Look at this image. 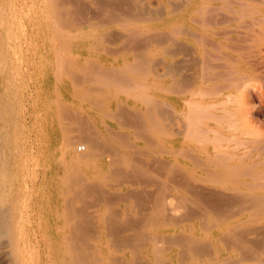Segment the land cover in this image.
I'll return each mask as SVG.
<instances>
[{"label":"bare ground","instance_id":"obj_1","mask_svg":"<svg viewBox=\"0 0 264 264\" xmlns=\"http://www.w3.org/2000/svg\"><path fill=\"white\" fill-rule=\"evenodd\" d=\"M148 1L0 0L19 264H264V0Z\"/></svg>","mask_w":264,"mask_h":264},{"label":"rangeland","instance_id":"obj_2","mask_svg":"<svg viewBox=\"0 0 264 264\" xmlns=\"http://www.w3.org/2000/svg\"><path fill=\"white\" fill-rule=\"evenodd\" d=\"M180 1V3H182L181 1L182 0H171V3L172 2H174V3H176V2H179ZM159 1L158 0H150V1H148V5L147 6H149V11H153V13L154 14H160L159 13V11L160 10H162V8H164V7H161V5H160V2L158 3ZM179 3V4H180ZM177 4V3H176ZM176 4L174 5L173 4V6H175L174 8H177L178 6H180L179 4H177V6H176ZM150 7H152V9H150ZM160 7H161V9H160ZM154 8V9H153ZM157 8H159L160 10L158 11V13H156L157 12ZM179 8V7H178ZM152 11H151V13H152ZM162 13H163V10L161 11ZM176 46V47H175ZM180 46V45H179ZM110 48H112V50L115 48V46L114 45H110L109 46ZM176 48H178V45L177 44H175V45H173V47H172V50L173 51H176ZM180 49V47L177 49V51H176V53H178V50ZM180 51H181V49H180ZM177 62L179 63V61L177 60ZM186 62V61H185ZM185 62H184V64H185ZM178 63H176V65H178ZM184 64L183 65H180L179 66V68H181V66H183L184 67ZM189 65V66H185L184 68H185V70H187L188 69V67H190L191 66V68L190 69H188L186 72H188V73H186V74H189V75H187V76H189V77H192V75H193V70L195 69V67L192 65L193 64V62H189L188 61V63H186L185 65ZM191 64V65H190ZM193 66V67H192ZM194 68V69H193ZM193 69V70H192ZM181 70H182V68H181ZM190 73L192 74L191 76H190ZM251 95H252V100H253V103H252V105H251V109H252V113H253V118L255 119V121L256 122H258L257 123V126L259 127V129L262 131V132H264V108H263V102H264V100L262 99V97H260V93H259V91L257 90V89H255L254 91H253V93H251ZM169 108V107H168ZM165 110H164V112L167 110L166 108H164ZM168 111V112H167ZM164 114H165V118L168 120V122L169 123H172L173 125L175 124H180V122H179V118H178V116L175 114V112L171 109V111L168 109ZM169 111H170V114L168 115L167 113H169ZM172 111H173V116H171V119L172 118H174V119H169L170 117V115H172ZM168 116V117H167ZM178 119H177V118ZM176 120H178V121H176ZM175 122V123H174ZM174 125V126H175ZM175 127H177V125L175 126ZM80 141V140H79ZM78 141V144L75 146V151L77 152L78 150H79V147H84V149H85V145H86V143H84V141L82 142V140H81V142H79ZM76 149H78V150H76ZM84 151V150H83ZM81 153L82 151H78L77 153ZM42 164V163H41ZM41 172V171H40ZM4 208V207H3ZM5 208H7V206L5 207ZM4 208V209H5ZM3 210V209H2ZM1 210V211H2ZM40 219H41V222L43 223V225H44V223L47 221V216L45 215V214H43L41 217H40ZM6 241V239L5 238H2L1 236H0V264H19V263H17L16 262V260H15V255H14V252H13V248H12V246L10 245V243L9 242H5ZM9 243V244H8ZM43 248H39V250L41 251V252H43V250H42ZM12 252V254H11V252ZM25 258H26V260L24 259V263L23 264H36L37 263V254L35 253V256L34 257H31L30 255H26L25 256ZM31 261V262H30ZM27 262V263H26Z\"/></svg>","mask_w":264,"mask_h":264},{"label":"built area","instance_id":"obj_3","mask_svg":"<svg viewBox=\"0 0 264 264\" xmlns=\"http://www.w3.org/2000/svg\"><path fill=\"white\" fill-rule=\"evenodd\" d=\"M79 150H80V151H83V150H85V149H84V147H79Z\"/></svg>","mask_w":264,"mask_h":264}]
</instances>
